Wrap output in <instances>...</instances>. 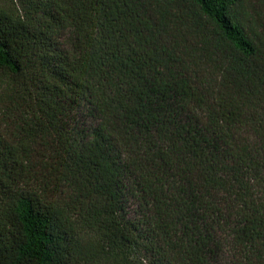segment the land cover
<instances>
[{
	"label": "trees",
	"instance_id": "1",
	"mask_svg": "<svg viewBox=\"0 0 264 264\" xmlns=\"http://www.w3.org/2000/svg\"><path fill=\"white\" fill-rule=\"evenodd\" d=\"M0 264H264V0H0Z\"/></svg>",
	"mask_w": 264,
	"mask_h": 264
}]
</instances>
